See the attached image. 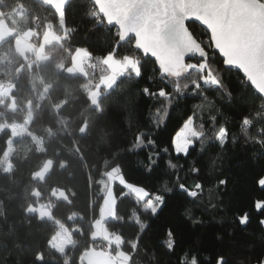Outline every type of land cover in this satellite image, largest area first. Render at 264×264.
I'll list each match as a JSON object with an SVG mask.
<instances>
[{
    "label": "trees",
    "instance_id": "16d2710c",
    "mask_svg": "<svg viewBox=\"0 0 264 264\" xmlns=\"http://www.w3.org/2000/svg\"><path fill=\"white\" fill-rule=\"evenodd\" d=\"M87 7L88 0H69L64 27L50 2L0 0V19L6 18L17 30L16 35L0 43V93L5 88L8 92L0 97V264H36L37 253H42L43 264H86L82 260L85 251L107 241L92 238L93 222L100 216L104 199L100 181L106 161L112 154L118 156L126 179L149 190L163 184L173 186L177 183L174 176L169 180L173 170L165 167L173 155L170 140L192 110L201 118L217 110L221 122H228L234 142L223 150H207L206 154L197 148L187 160L179 161L183 165L178 173L180 182L187 186L204 185L202 200L208 211L169 195L163 211L148 221L150 227L143 235L141 254L155 253L160 264H177L182 248L203 249L202 256L220 251L232 264H257L264 259V226L259 223L264 217L253 207L259 193L254 190L252 177L264 167V156L245 143L238 116L227 106L228 100L221 101L213 92L207 93L209 102L178 99L159 128L154 125V117L160 105L137 94L135 84L118 89L117 93L122 91V95L113 94L105 99L101 94L95 104L90 92L104 71L96 59L108 51V45L100 38L107 29L102 33L94 28L85 15ZM47 26L60 36L58 41L43 43ZM28 31L38 37L42 48L35 55L28 52L24 56L16 47V37ZM78 48H89L93 53L95 66L87 67L88 73L67 72ZM40 53L46 56L44 60L38 59ZM152 74L150 65L148 75ZM237 80L235 70L225 76L226 86L234 92L239 87ZM149 86L156 91L163 85ZM202 103L203 109L197 107ZM13 122L24 125L23 133L17 137L9 126ZM149 129H153L150 135L161 153L160 167L151 175L144 171L147 150L130 151L135 135ZM12 139L14 147L5 158ZM165 148H169L167 154L163 153ZM48 162L52 164L47 174L39 177L38 172ZM8 163L9 171L5 169ZM193 163L200 169L198 174L188 171ZM220 179L228 183L217 187ZM59 189L64 190V196L55 195ZM115 191L120 193L119 184ZM50 200L54 203L42 211V205ZM188 207H193L203 221L200 225L193 226L187 220ZM132 208L130 199L118 202L121 216ZM241 210L250 214L247 225H240L235 219ZM106 224L109 230H122L126 237L135 232L134 227L124 225L121 229L109 219ZM61 226L69 229L72 242L53 245ZM168 228L176 235L175 255L166 254L159 246ZM124 250L127 251L126 246Z\"/></svg>",
    "mask_w": 264,
    "mask_h": 264
},
{
    "label": "snow or ice",
    "instance_id": "6c2138e0",
    "mask_svg": "<svg viewBox=\"0 0 264 264\" xmlns=\"http://www.w3.org/2000/svg\"><path fill=\"white\" fill-rule=\"evenodd\" d=\"M52 2L59 22L67 27L69 0ZM85 15L96 30L103 33L107 29L100 38L108 45V51L103 57L95 58L104 69L98 88L103 90L105 99L113 94L122 95L117 90L123 85L135 84L137 94L160 105L154 117V125L159 128L175 101L199 98L209 102L207 93L213 92L221 101L228 100L227 106L238 116L237 124L245 143L253 152L264 156V0H88ZM84 51L89 58L93 57L89 48ZM150 65L151 76L148 75ZM233 70L239 85L235 92L225 84V76ZM145 78L146 83L141 84ZM149 85L163 86L153 91ZM116 103H120L119 99ZM197 107L203 109L204 104ZM221 120L217 110L207 118H201L195 110L186 114L182 126L170 140L173 155L165 162L166 169L173 170L169 180L174 176L177 181L171 187L163 184L149 190L126 179L118 156L112 154L106 161L100 185L109 208L107 219L117 222L121 229L124 225L135 228L127 237L122 230L108 231L110 264H142V261L160 264L155 253L141 254L142 238L150 227L148 221L167 206L169 195L179 196L187 204L208 211L202 200L204 185L187 186L180 182L178 173L183 165L179 161L187 160L197 148L206 154L207 150H223L234 142L228 122ZM152 130L138 132L130 149L147 150L144 171L149 175L155 173L161 162V153L150 135ZM168 152L169 148L163 149V153ZM188 171L198 174L200 169L193 163ZM252 182L259 193L253 207L264 217V167L255 172ZM227 183L226 179H220L217 187ZM117 184L121 187L119 194L115 191ZM124 199H130L133 208L121 216L118 202ZM185 217L193 226L203 222L193 207L186 208ZM235 219L240 225H247L250 214L241 210ZM259 223L264 226V218ZM159 246L168 255L176 254L177 240L172 228L166 230ZM202 251L182 248L177 264H232L223 252L213 251L202 256ZM35 260L36 264H43L42 253H37ZM257 264H264V259H259Z\"/></svg>",
    "mask_w": 264,
    "mask_h": 264
},
{
    "label": "rangeland",
    "instance_id": "374dc122",
    "mask_svg": "<svg viewBox=\"0 0 264 264\" xmlns=\"http://www.w3.org/2000/svg\"><path fill=\"white\" fill-rule=\"evenodd\" d=\"M44 1H47V2H50L53 4L52 0H44ZM58 3H59V0H56V4H58ZM53 5L55 7V4H53ZM16 34H17V30L11 26V24L8 22V20L6 18L0 19V43L9 37H13ZM31 35H32L31 31H28V32L24 33L23 35L18 34L16 37V41H18L20 43L19 52L24 56H26L28 52L32 53L33 48H32L31 43L28 40V37ZM58 38L60 39V36L51 27L47 26L45 34L43 36V43L45 44V43L53 42L54 40H59ZM45 57L46 56L43 53H40V55L38 56V59L44 60ZM89 59L90 58H89L88 54L84 51V48H78L73 55V63H72V65H70L67 68V72H69L71 74H78V73H83V72L88 73L86 63ZM99 83H100V80L96 84V87L93 89L94 91L91 92L92 95H95L98 91L102 90V89L98 88ZM7 93L8 92H6V88H5L3 90V92L0 93V97H5V95H7ZM95 100H97V99H95ZM95 104H97V103L95 102ZM9 126L14 131L16 137L23 133V128H24L23 124H21L19 122H13V123H10ZM13 140L14 139H12L10 141L9 148L5 154V158H8L11 154V151L14 147ZM10 168H11V164L10 163L6 164L5 169L7 171H9ZM47 168H48V166H46L44 169L39 171L37 175L39 177H44L47 174ZM103 193H104V189H103ZM55 195L58 197L64 196L65 192H64V190L59 189V190L55 191ZM41 204H42V202H41ZM30 209L33 210L32 207ZM108 215H109V208L103 199V202H102L101 208H100V216L97 219H95L93 222V231H92V238L93 239H95V240L106 239V236H107L108 231H109L107 224H106V220H107ZM70 237H71V232H69V229L66 226H61V228L57 232L55 240L53 241V245L64 246V245L68 244ZM63 248L64 247H62V250H63ZM93 248L91 247L90 249L95 251V249H93ZM101 252L105 256H107V253L105 251H101ZM82 260L83 261L86 260V261L91 262V260L94 261L95 258L92 254H90V252H88L86 250L82 256Z\"/></svg>",
    "mask_w": 264,
    "mask_h": 264
},
{
    "label": "built area",
    "instance_id": "2783aa9c",
    "mask_svg": "<svg viewBox=\"0 0 264 264\" xmlns=\"http://www.w3.org/2000/svg\"><path fill=\"white\" fill-rule=\"evenodd\" d=\"M37 25H39V20L36 22V26L34 28V31L37 30ZM28 40L31 43L32 48H33L32 53L34 55L37 54V53H39L41 51L42 45H41L38 37L36 35H33L32 34L31 36L28 37ZM86 65H87L88 68L94 67L95 66L94 59L93 58H90L87 61ZM51 203L53 204L54 201H51V200L50 201H47L46 204H44V205H42L43 204V202H42V204H41L42 205L41 210L42 211H46ZM98 247H101L104 250H108V242L107 241H103L102 244H100V246H98Z\"/></svg>",
    "mask_w": 264,
    "mask_h": 264
},
{
    "label": "crops",
    "instance_id": "0c3cea01",
    "mask_svg": "<svg viewBox=\"0 0 264 264\" xmlns=\"http://www.w3.org/2000/svg\"><path fill=\"white\" fill-rule=\"evenodd\" d=\"M59 39V38H58ZM54 41H58V40H54ZM20 43L18 42V41H16V47H17V49L19 50L20 49ZM84 73V72H83ZM92 91H94V90H92ZM91 91V92H92ZM90 92V95H91V97H92V100H93V102L95 103H97L98 102V99H99V97L101 96V92H102V90L101 91H98L95 95H92V93ZM95 99H97V100H95ZM95 100V101H94ZM51 162H48V169L51 167ZM72 242V240L70 239L69 240V242L68 243H71ZM93 248V247H92ZM93 249H95V251H93V250H91V249H88L87 251L88 252H90V254H92L93 256H94V258H95V260L94 261H92L91 260V262H89V261H86L85 260V262H86V264H110V261H109V258H108V256H105L101 251H104V250H102L101 248H98L97 246H95ZM99 250V251H98ZM106 252V251H105ZM106 253H108V252H106ZM114 254V253H113ZM107 262V263H106Z\"/></svg>",
    "mask_w": 264,
    "mask_h": 264
}]
</instances>
